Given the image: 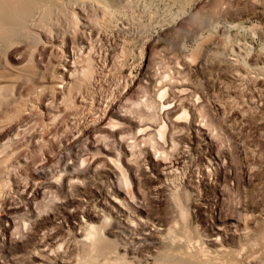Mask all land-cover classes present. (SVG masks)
<instances>
[{
	"label": "rangeland",
	"instance_id": "obj_1",
	"mask_svg": "<svg viewBox=\"0 0 264 264\" xmlns=\"http://www.w3.org/2000/svg\"><path fill=\"white\" fill-rule=\"evenodd\" d=\"M109 2L110 10L105 14L102 7L79 11L81 20L88 18L99 31L87 54L91 60L89 75H95L97 80L92 89L96 94L99 90L117 94L122 89L117 82L127 79L130 86L123 108L152 119L162 105H167L166 100L174 98L173 103L182 106L184 121L167 126L165 136L153 130L138 143L134 141L138 129L124 125L126 143L131 142L135 148L120 163L143 207L130 200L110 199L108 188H113L115 179L106 173L113 166L105 161L98 163V172L90 175L92 178L74 179L70 187L60 180L58 184L52 182L48 174L39 177L47 182L44 196L36 198L37 210L43 218L58 213V209L67 212L85 206L95 210L100 193H105L101 218L92 223L100 225L102 216H106L102 225L108 229L106 239L85 246L76 239L83 242L86 230L76 235L66 252L71 264H101L115 258L117 249L125 258H142V264H175L176 260L190 264L184 258H175L184 254L188 255L186 259L195 258L200 264L196 255L203 254V242L210 264H264V0H135L129 5ZM100 4L107 7L104 2ZM69 24L74 30L75 21ZM0 34L2 129L9 121L22 119L18 109L31 97L60 80L53 65L46 61L48 49H42L37 37L21 32ZM4 40L9 42L6 47L1 45ZM75 46L78 47L76 43ZM233 46L236 51H232ZM106 52L108 62L102 70L97 66L102 61L94 54L104 58ZM68 102L57 116V123L46 124L40 117L31 120L29 129L33 125L38 129L37 144L28 136L19 145L13 142L10 149L2 151V159L21 161L12 167L21 181L37 179V169L60 165V147L65 149L73 142L92 141L91 150L102 154V158H116L111 151L107 155L103 144L115 143L111 130H96V124L89 120L92 113L80 107L77 112ZM196 119L207 127L211 143L186 127ZM89 129L94 132L88 133ZM74 135H78L77 139ZM96 141L101 146L98 149ZM149 147L158 149L153 151L162 161L153 158L151 162L154 153L148 154ZM173 158L182 160L180 172L162 173L163 161ZM218 158L226 160L225 169L219 171L214 165L208 170L207 161ZM0 161V167L8 165ZM0 179L3 195L4 183L10 179L6 175H0ZM65 198L70 200L56 205ZM8 207L6 203L0 215ZM23 212L25 216L22 203L21 209L12 213L18 223L10 226L6 235L0 227V251L13 256L10 264H39L41 260H36L34 251L44 239L43 227L29 220L31 227L25 230ZM134 216L138 224L141 220L151 221L149 216L157 219L167 245L148 247L141 242V236L135 238ZM52 225L46 230H51ZM218 225L224 228V237L214 242L212 228ZM4 235L6 242L2 240ZM121 248H134L136 253L127 256Z\"/></svg>",
	"mask_w": 264,
	"mask_h": 264
},
{
	"label": "bare ground",
	"instance_id": "obj_2",
	"mask_svg": "<svg viewBox=\"0 0 264 264\" xmlns=\"http://www.w3.org/2000/svg\"><path fill=\"white\" fill-rule=\"evenodd\" d=\"M116 1L124 5H129L130 3H134L135 0ZM101 2L107 4V7L101 5ZM113 3L115 4V1H113ZM67 6L70 9H67ZM109 6V0H0V33H5L7 35L21 32L30 36L32 35L37 37L38 40L36 39V42H38V44L42 46V49H48L49 55L47 56L46 61L48 64L53 65V69L56 72L55 76L59 77L60 80L58 82L55 81L56 83L53 82L49 90L43 91L31 98L29 97V102L25 103L23 108L18 109V113L21 112L20 115H23L22 117H20L22 118L20 121L11 120L2 129L0 128V148L2 149H0V154L6 149H10L13 142L19 145L21 140L25 141L26 137L28 136L30 138L33 137V142L37 144L38 139L35 140V138L38 136V129L35 128V125H33L31 129H29L31 120L35 117H40L46 122V124L57 123V116L61 111L67 108V106L65 105L68 100L71 109L73 108L77 111L80 107L87 109L92 113V115H90L92 119L89 120H93L94 124H96V130L107 131L110 129L111 133H113L112 136L115 138V143L113 142L112 146H109L110 142L108 145L103 142L102 143L106 145L105 149L107 151V155L111 151L112 153H115L117 155L116 158L109 156H105L104 158H102V154H98V152H96L94 149L91 150V147L93 146L92 141H86L82 144L81 141H79V143L73 142L71 145L69 144L70 147H65V149L64 147H60V165L55 166L51 169H37L35 171V177L37 176V179L31 180V178L29 177L27 178L26 182L21 181L18 178V174L13 170L14 168H12L14 165H16L15 163H20L21 161H11L7 158L2 159L1 157H3L4 153L0 155V160H2V162H8V165H6V167H0V175H6L8 179H10V182L8 181L4 183L3 188L5 191L3 195H0V210H3L6 203L9 204L8 209L0 215V227L3 230V233H5L6 235V233L9 232L10 226H16L18 222L15 220V218H13L12 213L18 212L21 209V204L23 203L26 210L25 216L24 212L22 214V216H24L23 219H26L25 221H23L25 225L24 229L28 230L29 227H31V223H29V220H31V222L34 224H39V226H41V229L43 227V234H41V236L44 239H42L39 248L34 251V255L37 257L36 260H41L39 264H71L72 259L68 257L66 252H69L71 240H73L76 235H83L84 230H86L85 234L87 235V238L83 239V242H79L80 239H76L78 240L77 243H84L86 246L88 244L93 245L101 239L105 240L106 232L108 231V229L102 226L104 223L103 219L107 220L105 215L102 216L100 225H95L92 223V221L101 218L100 210L105 206V203L102 200V198L105 196V193H100L98 199V207L95 210H91L85 206L78 209L69 210L67 212L58 209V213H52L51 215L43 218L41 216V213H39V211L37 210L35 202L36 198L44 196L46 192L45 185L47 181L43 178V180H41L39 179V177L48 174V178H51L52 182L56 181L57 183V180H60L62 184H66L68 187H70L74 185V179L80 180L81 177L88 178L91 177L90 175H95V173L98 172V163L110 161L113 167L110 166L109 168H107V166L106 168L109 171H106V173L110 177H113L115 179L114 185L112 184L113 188H108V190L112 194L110 196V199L119 202H122L123 200H130L134 202L136 206L140 205L141 207H143L139 201V198L136 197L132 190V185L129 182L130 180L128 179L127 172L123 169L120 163L121 158L125 154H131L133 148H135V146L131 144V142H129L128 144L126 143V136L124 137L123 130L124 125L126 126V124H129L130 126H134L138 129V131L134 135V141L138 143L145 137L151 135V133L149 134V132H152L153 130L159 132L160 136H165V130L167 126L174 127L184 119V114L180 112L182 106L177 103L174 104V98L166 100L167 105H162L160 103L162 107L157 111V117L152 119L149 117V119L142 118V116L140 117L138 114L132 113L130 112V110H127L128 108H123L130 86L129 80L127 79L117 82L118 85L122 88L120 91H118L117 94H114L113 92L104 94L101 93L100 90L99 93L96 94L97 91L95 92V90L92 89L97 80L94 79L95 75L93 78L89 75L91 60L87 54L92 48L94 41L93 38L95 37V35L97 34V37H99V31H97V26L88 18L81 20L79 11L86 12L88 8L98 9V7H102L105 14L106 11L110 10ZM70 21H75L76 23L74 30L70 29ZM2 35L3 34H0V36ZM7 43L9 42H6L4 40V42H2L1 44L2 47H6ZM75 43L78 45V47L75 46ZM40 48L41 47H39V49ZM232 51H236L234 46L232 47ZM94 55L98 59V61H102V63L97 64V66L102 70L106 69L108 62V53H105L104 58H102V56L99 54ZM243 56L244 55H242V57ZM239 74L241 76H244L242 72H239ZM154 88H156V86ZM155 90L156 89H154V91ZM167 98L168 97H166V99ZM2 104L3 102L1 103V105ZM73 118L75 119V117ZM72 120L73 119H71V121ZM103 120L104 123H102ZM186 127L192 129L194 131V135L196 134L198 136H201L205 141H207V143H211L212 139L211 136H209L208 129L202 123H200V121H189ZM87 132L92 134L94 132V129H89V131ZM74 134H76V132ZM103 135L104 134H102V136ZM76 136L74 135L75 139H77ZM95 145V149H98L97 147L100 146L99 142L97 141L95 142ZM153 149H155V151H158V149L156 150V147L148 148V154L152 155V153H154V157H152L151 162L153 163V158L155 160L159 159L160 161H162L158 156V152H154ZM181 161L182 160L174 158L163 161L164 167H162L163 169L161 170V172L166 175L179 173L180 171L178 170L179 164L182 163ZM214 165L216 166L213 167ZM225 165L226 160L218 158V161L213 159L208 160L206 167L208 168V170H210V167H213L219 171H222L225 169ZM121 181H123V183ZM69 200L65 198L63 199V202L62 200L61 202L58 201V204L56 205L62 206ZM80 214L81 216H79ZM136 219V216L132 217V220H134L133 227L137 231V234H134L135 238L136 236H141V242H143L148 247L167 245V240L163 236L162 230L160 229L161 227L157 226V219H153L149 216V220L151 221L142 223L141 220L140 224L137 223ZM50 223L53 224L50 228L51 230H46ZM223 229L224 228L222 226H214L212 228L213 237L211 238V240H213L214 242L221 241V239L224 237ZM5 235L2 236V240L4 242L8 241V238ZM89 239H91V242H88ZM204 243L205 242L202 243L203 254L196 255V258L201 259L200 264H210L211 259L207 260V258L209 259V253L206 251L207 248L205 249ZM121 249L127 256H132L136 253V250L134 248ZM115 251V258H107L105 262L101 264H107L112 261L114 262L115 260H120L121 264L143 263L142 258H125L120 250L117 249ZM178 256L175 258H184L190 264H196L195 258L186 259V256L188 255L185 256V254L184 256ZM12 257L13 256L9 257L8 255H5L3 251H0V264H2V262L10 264V261L13 260ZM214 259L216 258L214 257ZM176 262L178 263L175 264H181L180 260H176Z\"/></svg>",
	"mask_w": 264,
	"mask_h": 264
}]
</instances>
